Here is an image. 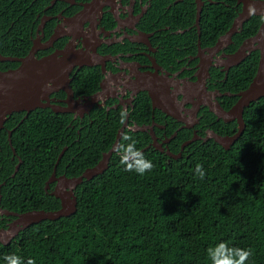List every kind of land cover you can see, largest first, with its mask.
<instances>
[{
  "label": "trees",
  "instance_id": "obj_1",
  "mask_svg": "<svg viewBox=\"0 0 264 264\" xmlns=\"http://www.w3.org/2000/svg\"><path fill=\"white\" fill-rule=\"evenodd\" d=\"M165 1L156 0L148 15L160 17L159 28L169 12L174 13L172 25L176 30L178 25L184 29L195 24V0H185L186 3L170 11L166 10ZM213 1L218 4L206 3L201 18L200 26L207 41L212 40L215 32H227L241 11L236 0ZM184 8L191 13L189 20L182 22L178 17ZM40 9L32 0H0L3 56L28 55ZM261 18L253 16L245 23L242 33L235 36L232 51L258 32ZM51 33L47 31V37ZM195 34L194 29L182 35L179 43H187L194 51ZM65 42L62 40L59 48ZM259 60L260 52L252 53L232 71L230 83L246 89L256 76ZM17 65L5 62L0 67ZM102 78L99 67H84L75 75L71 86L76 96H90L100 90ZM65 95L55 94L61 98ZM136 105L132 115L144 118L145 106L138 102ZM120 112L121 109L111 110L107 114L105 108L94 109L87 118L96 119L97 123L88 126L77 143L74 142L79 139L76 130L68 128L73 120L71 113L57 114L51 109L30 113L12 135L13 146L25 161L22 166L25 178L19 174L16 182L26 185L28 173L33 185H38L33 183V178L47 179L65 146L69 149L58 167L59 174L77 177L94 167L115 143L122 126ZM25 115V112L15 113L9 117L2 135L7 136V130L19 125ZM244 121L245 132L230 150L212 139L191 144L181 160L170 161V157L153 148L144 151L154 169L143 177L124 171L119 156L114 154L105 173L78 187L76 214L32 225L9 246L0 244V264L11 254L21 256L25 264L29 259L35 260V264H210L206 250L220 242L251 248L253 256L248 264H264V98L246 110ZM222 128L220 123L215 125L220 135L234 134L233 126ZM129 134L137 141L139 150L151 141L147 133ZM183 137L180 132L179 143L186 140ZM197 164L206 171L203 180L195 174ZM15 193L29 196L28 206L21 210L24 212L55 211L61 207L58 200L43 191L44 199L37 207L33 199L41 196L40 192L20 187Z\"/></svg>",
  "mask_w": 264,
  "mask_h": 264
},
{
  "label": "flooded vegetation",
  "instance_id": "obj_2",
  "mask_svg": "<svg viewBox=\"0 0 264 264\" xmlns=\"http://www.w3.org/2000/svg\"><path fill=\"white\" fill-rule=\"evenodd\" d=\"M95 1V8L92 9L88 18L81 24L74 25L69 22V20L80 14L86 6L93 4ZM155 1L156 0H32V4L41 8L36 15L39 22L36 26L35 34L31 36L32 47H38L36 57L42 58L63 49L72 38L62 37L49 48H46L45 45L54 36L56 31L61 30L63 32V30H69L68 33L77 35L78 48L83 47V41L91 40L90 42L96 45L98 54L106 59L105 67L100 65L95 66L101 69L102 74L103 68L106 70V75H103L100 83V90L97 92L103 93L105 102H98L88 113L85 112L83 117L81 113H72L73 120L68 125V128H71L73 131L76 130L79 137V139L74 140V142L77 143L80 141L82 132L85 131L88 126H93V124L97 123L96 119L87 118L96 108H105V113L107 114L111 110H127V121L120 127L119 131L126 125L128 128L126 127L125 132L128 131L129 127L134 130L145 127L151 128L143 132L147 133L151 139L148 146L145 148H148V150L153 148L164 156L170 157V161H172L171 159H183L184 154L188 152L187 147L191 144L197 143L198 141L207 143L212 140L207 139L210 133L220 135V133L215 130V125L217 123L222 125V129L233 126L234 134L237 132V119L226 122L222 118L216 116L211 112L207 100L199 96V92H190L188 84L197 83L199 79L202 78L203 63L205 60H207L205 62L209 61L205 56H213V61L208 68V77H205L206 91L214 93L217 96L216 100L224 110L230 111L236 106L241 99V94L250 86L249 85L246 89H238L235 84L230 83V74L232 71L244 64L246 59L250 56L249 55L245 60H240L237 63L231 60L246 41L251 38L244 40L237 50L232 51V47L236 45L234 40L235 36L242 33L245 24L239 33L232 36L230 41L225 38L231 31L234 22L227 32L224 34L215 32L212 40L207 41L205 39V32L200 26L201 18L206 3H216L215 5H217L218 2L213 0H201L204 5L200 14V22L197 24L199 3L195 0V24L193 26H187L184 29H181L180 25H178V29L176 30L174 28L175 26L172 25L173 12L167 13V19L160 28L158 27V23L160 22V17L158 18V15L156 18L155 16H153V18L148 17L150 11L155 7ZM165 3L167 4L165 7L166 10L170 11L174 6L186 2L185 0H166ZM239 7H241V11L238 13V16L242 12V6ZM30 12L33 13V10ZM190 13V9L184 8L183 12L179 14L178 19L182 22H184V20H189ZM179 20L176 21L179 22ZM194 29L196 32V39L192 41L195 42L196 45L194 46L195 50L192 51L187 43H179L180 40L178 38H181L182 35H186L188 32L192 33ZM49 30H51L52 33L47 37V31ZM211 36L212 32L210 38ZM62 40H66L65 45L59 48ZM0 56L3 55L0 53ZM5 62L6 61H0V64ZM12 63H17V67H7L5 69L0 67V72L16 69L20 65L19 62ZM80 70L76 69L74 71L75 74ZM101 84H103L105 88L102 89ZM156 89L164 91L165 94H168V90L169 92L171 91V93L174 91L176 92L179 102L183 103L182 110L180 111V119L184 120L183 122L166 115L161 109L155 108V104L150 97V91H155ZM58 93H53L51 98L55 99L56 103L65 106L64 100L66 99V95L64 98L55 96V94ZM192 94H194V96H192ZM84 97L86 96H76L75 94V98L83 99ZM258 101H260V99ZM137 102L145 106L144 118L142 116L136 117L132 115L137 107ZM252 104L253 103H251L249 107ZM249 107L245 108L244 115ZM38 109L45 110L50 108ZM192 112L195 113L193 114ZM26 116L27 113L23 119L24 121L29 117V115L27 118ZM138 120H144L145 122L139 123ZM22 121L14 129L7 130V136L2 135L4 129H6V122L0 131V231L10 230L14 223L20 219V217L17 216L18 214L21 215L31 212L21 211L28 206V201L30 200L29 196L25 194V197H20L15 193V190L18 191L20 187H24L30 191L36 190L40 192L41 196L38 195L37 198L33 199L34 206L36 207L39 206L40 201L44 199L42 191L48 193L49 196L54 197L60 202L53 193L61 187V180L63 178H69L66 174H59L57 172L65 153L69 149L68 146H65L54 165L53 172L47 179H44V177L41 179L33 178V183L38 182V185H33L31 184V177L28 173V177L25 179L26 185L23 186L20 182H16L19 174L22 178H25V171L22 170L25 161L22 160V157L15 150L10 132H12L13 135L14 130L24 122ZM103 132L106 134L107 129H104ZM180 132L184 134L183 138H186L182 143H179L180 139H178ZM63 151H65V153L62 158H60ZM187 155L190 156V154ZM102 159L103 156L95 166H97ZM88 169L89 168L86 170ZM77 177H71L69 179ZM8 191L9 193H7ZM21 200L25 201V203L21 204ZM16 208H19V210ZM36 210L38 209H33L32 211ZM19 235L13 238L7 245L0 244L9 246Z\"/></svg>",
  "mask_w": 264,
  "mask_h": 264
},
{
  "label": "water",
  "instance_id": "obj_3",
  "mask_svg": "<svg viewBox=\"0 0 264 264\" xmlns=\"http://www.w3.org/2000/svg\"><path fill=\"white\" fill-rule=\"evenodd\" d=\"M197 1L199 3L197 15L198 24L204 4L201 0ZM237 3L238 5H242L243 9L234 21L231 31L226 35L225 39L229 41L234 34L242 30L243 25L253 16L264 17V0H237ZM95 6L96 1L86 6L80 14L69 20V22L74 25L81 24L88 18V15ZM250 7L256 9L255 15L249 14ZM68 31H56L45 46L46 48L52 47L62 37H69L72 40L63 49L42 58L36 57L37 46H33L25 58L0 56V61L20 63L16 69L0 72V131L4 127L8 117L15 112H26L27 118L32 111L38 108H50L55 113H81L83 117V114L85 112L88 113L98 102H105L104 95L101 92L93 96H86L83 99L75 98V92L71 86L76 75L74 71L76 69L80 70L83 67H95L98 65L105 67L106 59L98 54L96 45L92 44L90 42L91 40L83 41V47L78 48L77 35L68 33ZM255 51L260 52L257 75L249 88L241 94L240 101L230 111H226L221 107L214 93L206 91L205 77H208L209 74L208 66L203 67L202 78L197 83L188 84L190 92H199V96L207 100L211 112L216 116L226 122L235 119L238 120V130L234 135L221 136L210 133L207 138L208 140L214 139L225 150H230L245 132V108L264 97V20L258 33L248 39L231 60L237 63L240 60H245ZM103 75H106L105 68H103ZM103 84H101L102 89L105 88ZM60 91L66 94V99L64 100L65 106L56 103L55 99L51 98L53 93ZM150 92V97L155 104V108L161 109L166 115L174 117L181 122L184 121L180 119V111L182 110L183 103L179 102L175 91L171 93L168 90V94H165L164 91L156 89ZM192 113L194 114L195 112ZM126 127L127 125L119 131L115 144L108 152L103 154V159L97 166L89 168L80 177L72 179L63 178L61 180V187L53 193L61 202V208L59 210H36L21 215L15 214L20 219L14 223L10 230L0 231V243L4 245L9 244L13 238L17 237L32 225L40 224L44 221H58L61 218L71 217L76 214L78 209L77 187L83 184L84 181H91L109 169L111 158L115 153L114 146L118 145L121 137L124 135ZM147 129L151 128H140L134 130V132H146ZM10 136H12V132H10ZM146 150L148 148L141 151L144 152ZM64 153L65 151H63L60 158H62Z\"/></svg>",
  "mask_w": 264,
  "mask_h": 264
},
{
  "label": "clouds",
  "instance_id": "obj_4",
  "mask_svg": "<svg viewBox=\"0 0 264 264\" xmlns=\"http://www.w3.org/2000/svg\"><path fill=\"white\" fill-rule=\"evenodd\" d=\"M237 6H242V5H238L237 3ZM249 14L255 15L256 9L254 7H250ZM261 19L264 20V17H262ZM255 52H259V51H255ZM205 58H207L209 61L205 62L207 61L205 60L203 63V67L208 66L207 68H209L211 62L213 61L212 60L213 56H205ZM258 69H259V64H258ZM127 118H128L127 110L122 109L120 112V123L122 125L125 124ZM132 131H134V129L129 127L128 132H124L125 134L121 137V140L119 141L118 145L114 146V151H115L114 154H117L119 156L120 164L123 166L124 171L128 173H135L136 175L143 177L146 174L153 171L154 164L151 160L146 158V156L141 150L137 148V141L133 139L132 135L129 134ZM195 174L201 180L205 178L206 171L204 170L203 165L201 164L196 165ZM252 256H253V250L251 248L229 246L227 242L217 243L215 246H210L206 250V259L210 261V264H248ZM3 259H4V264H25L21 256L16 254L6 255ZM27 264H35V260L29 259L27 261Z\"/></svg>",
  "mask_w": 264,
  "mask_h": 264
},
{
  "label": "bare ground",
  "instance_id": "obj_5",
  "mask_svg": "<svg viewBox=\"0 0 264 264\" xmlns=\"http://www.w3.org/2000/svg\"><path fill=\"white\" fill-rule=\"evenodd\" d=\"M36 225V224H35Z\"/></svg>",
  "mask_w": 264,
  "mask_h": 264
}]
</instances>
